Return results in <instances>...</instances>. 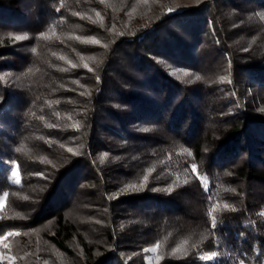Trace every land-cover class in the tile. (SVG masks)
Listing matches in <instances>:
<instances>
[{
    "label": "trees",
    "instance_id": "trees-1",
    "mask_svg": "<svg viewBox=\"0 0 264 264\" xmlns=\"http://www.w3.org/2000/svg\"><path fill=\"white\" fill-rule=\"evenodd\" d=\"M241 261L264 264V0H0V264Z\"/></svg>",
    "mask_w": 264,
    "mask_h": 264
},
{
    "label": "snow or ice",
    "instance_id": "snow-or-ice-1",
    "mask_svg": "<svg viewBox=\"0 0 264 264\" xmlns=\"http://www.w3.org/2000/svg\"><path fill=\"white\" fill-rule=\"evenodd\" d=\"M169 11L171 12V11H175L174 9H169ZM16 39H24V37H20V36H18V37H16ZM97 43H98V41H97ZM69 151H71V149H69ZM196 170H197V166L196 165H192V171L195 173L196 172ZM17 183H19V181H17ZM134 187V186H133ZM216 223H217V221H216V219L214 218L213 219V227H215L216 226ZM215 255V253H213V256ZM203 259L204 260H210V259H212V257L211 256H205V257H203ZM241 264H243V261H241Z\"/></svg>",
    "mask_w": 264,
    "mask_h": 264
},
{
    "label": "rangeland",
    "instance_id": "rangeland-1",
    "mask_svg": "<svg viewBox=\"0 0 264 264\" xmlns=\"http://www.w3.org/2000/svg\"><path fill=\"white\" fill-rule=\"evenodd\" d=\"M243 264H246V263H243Z\"/></svg>",
    "mask_w": 264,
    "mask_h": 264
}]
</instances>
